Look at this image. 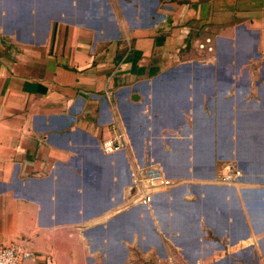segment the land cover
<instances>
[{
    "label": "crops",
    "instance_id": "0c3cea01",
    "mask_svg": "<svg viewBox=\"0 0 264 264\" xmlns=\"http://www.w3.org/2000/svg\"><path fill=\"white\" fill-rule=\"evenodd\" d=\"M0 245L264 264V0H0Z\"/></svg>",
    "mask_w": 264,
    "mask_h": 264
},
{
    "label": "built area",
    "instance_id": "2783aa9c",
    "mask_svg": "<svg viewBox=\"0 0 264 264\" xmlns=\"http://www.w3.org/2000/svg\"><path fill=\"white\" fill-rule=\"evenodd\" d=\"M197 47L202 51L213 52L215 43L213 38L208 36L203 40H198ZM112 131L113 135L104 138L102 142L104 149L106 151H117L125 148L128 144L126 132L118 129L115 125L112 126ZM155 173L156 175H153ZM165 184H168L167 181L163 179L157 169H148L145 171L144 176L137 178L134 183L136 187L143 186L146 189V194L143 198L145 203L152 200L153 189ZM28 257H31V253L16 245H0V264H22L24 259Z\"/></svg>",
    "mask_w": 264,
    "mask_h": 264
},
{
    "label": "bare ground",
    "instance_id": "6f19581e",
    "mask_svg": "<svg viewBox=\"0 0 264 264\" xmlns=\"http://www.w3.org/2000/svg\"><path fill=\"white\" fill-rule=\"evenodd\" d=\"M153 175H156V173H155V174H153Z\"/></svg>",
    "mask_w": 264,
    "mask_h": 264
}]
</instances>
